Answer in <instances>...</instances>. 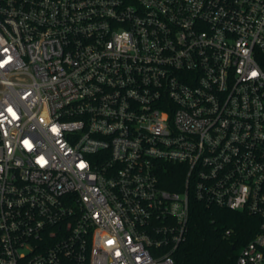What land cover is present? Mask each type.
<instances>
[{"label": "built area", "instance_id": "1", "mask_svg": "<svg viewBox=\"0 0 264 264\" xmlns=\"http://www.w3.org/2000/svg\"><path fill=\"white\" fill-rule=\"evenodd\" d=\"M193 201L264 264V0H0V264H175Z\"/></svg>", "mask_w": 264, "mask_h": 264}, {"label": "trees", "instance_id": "2", "mask_svg": "<svg viewBox=\"0 0 264 264\" xmlns=\"http://www.w3.org/2000/svg\"><path fill=\"white\" fill-rule=\"evenodd\" d=\"M180 172L169 170V180H179ZM165 187L175 189L171 184ZM259 219L246 212L205 206L193 201L185 239L174 253L175 264H235L237 248L258 231ZM230 229L229 236L225 230Z\"/></svg>", "mask_w": 264, "mask_h": 264}]
</instances>
